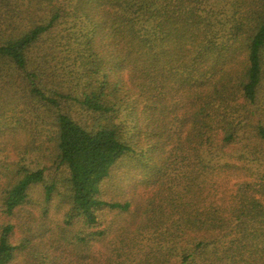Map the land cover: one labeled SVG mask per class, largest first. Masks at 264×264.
Segmentation results:
<instances>
[{
    "label": "trees",
    "instance_id": "trees-1",
    "mask_svg": "<svg viewBox=\"0 0 264 264\" xmlns=\"http://www.w3.org/2000/svg\"><path fill=\"white\" fill-rule=\"evenodd\" d=\"M0 264H264V0H0Z\"/></svg>",
    "mask_w": 264,
    "mask_h": 264
}]
</instances>
